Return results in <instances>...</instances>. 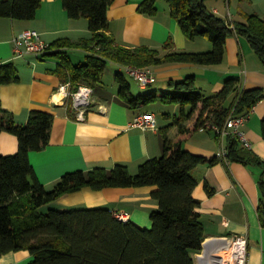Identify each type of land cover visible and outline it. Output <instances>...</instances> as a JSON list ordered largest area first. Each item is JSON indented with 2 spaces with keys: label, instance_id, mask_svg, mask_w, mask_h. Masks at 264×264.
Wrapping results in <instances>:
<instances>
[{
  "label": "trees",
  "instance_id": "obj_1",
  "mask_svg": "<svg viewBox=\"0 0 264 264\" xmlns=\"http://www.w3.org/2000/svg\"><path fill=\"white\" fill-rule=\"evenodd\" d=\"M114 1L62 0L71 19L89 21L91 33L89 39L77 43L57 40L50 45L51 52L45 54L60 60L55 73L64 83H71L73 89L79 85L94 89L102 83L109 62L136 68L178 63L219 65L224 61L228 38L235 35L248 39L264 65V18L256 14H246L245 23L234 25L213 13L206 5L207 0H145L139 6V13L153 17L159 11V3L166 2L171 16L189 40L204 37L213 44L212 50L207 52L174 51L162 56L158 50L144 46L127 48L116 42L110 34L108 20ZM41 5L42 0H0V19L34 20ZM71 49L86 50L85 62L75 64L68 54ZM117 81L120 98L132 108L157 101L180 107L173 123L163 131V156L146 161L136 174L122 164L111 171L97 167L88 172L69 173L52 190L38 180L30 153L42 151L49 145L54 116L35 111L23 125L3 109L0 100V136L6 131L19 141L15 155L3 156L0 150V257L10 252L29 251L34 258L31 264H194L192 255L203 250L206 237L198 212L201 203L195 197L197 181L192 171L208 160L181 146L174 148L168 132L177 127L180 133H185V124L200 105L197 130L207 122L223 126L231 114H247L264 100V90L240 91V80L230 78L219 93L205 98L197 90L194 79L189 78L171 83L174 92L164 93L159 98L155 93L134 96L122 74L117 75ZM17 82L16 66L13 63L1 65L0 83ZM262 130L264 136V119ZM227 148L229 163L264 169V161L235 138H227ZM218 161L216 157L209 163L213 165ZM258 184L261 194L258 214L264 227V177ZM147 186L157 187L152 197L159 204V209L151 214V228L123 222L104 208L41 211L42 207L86 187L101 191Z\"/></svg>",
  "mask_w": 264,
  "mask_h": 264
},
{
  "label": "crops",
  "instance_id": "obj_2",
  "mask_svg": "<svg viewBox=\"0 0 264 264\" xmlns=\"http://www.w3.org/2000/svg\"><path fill=\"white\" fill-rule=\"evenodd\" d=\"M144 1L115 0L109 8L110 34L118 44L127 48L148 47L160 51L162 56L174 51L212 50L213 44L207 38L189 40L185 36L179 23L171 16L166 2L159 3V11L153 17L139 13V6ZM206 5L213 13L234 25L245 23L246 14L264 18V0H207ZM28 30L40 33L49 45L60 39L81 42L89 39L91 33L89 21L86 18L71 19L62 0H42L34 20L0 19V66L13 63L19 76L17 83H0L3 109L23 125L28 123L35 111L54 116L49 145L42 151L30 153V162L45 188L52 190L66 174L88 172L97 167L111 171L122 164L136 174L143 163L163 156V131L180 113L179 106L157 101L148 106L130 107L120 98L117 81V75L124 76L122 70L126 71L127 67L109 62L102 83L94 88L92 107L87 112L86 121H77L72 100L57 94L59 87L65 84L55 73L60 60L49 55L40 59L32 55L16 57L14 38ZM72 52L77 53V61L72 57ZM68 54L75 64H79L85 62L88 52L71 49ZM109 65H113L112 70H109ZM151 69L155 82L141 93H155L159 98L164 93L174 92L171 83L189 78L194 79L197 90L205 98L219 93L230 78L240 80V91L264 90V65L243 36L228 38L225 58L219 65L178 63ZM130 85L131 93L139 96ZM155 104L175 110L163 115L166 123L160 122L156 113L150 111ZM254 108L244 130L252 143L250 150L264 161V100ZM201 110L202 105L185 124V133H180L177 127L168 132L174 148L181 146L185 151L208 160L192 171L197 181L195 197L201 203L198 212L206 237L203 250L192 255L194 264H200V254L205 247H213L214 238L235 236H246L248 239V264H264V227L258 214L261 197L258 182L264 177V169L237 162L227 164L223 160L211 165L209 161L217 157L223 141L210 129L195 128ZM143 113L156 115L158 130L144 131L130 127L135 118ZM0 150L3 156L15 155L19 151L18 138L9 132H2ZM156 189L155 186H147L94 191L86 187L57 199L42 207L41 211L104 208L124 212L134 224L151 228V214L159 209L158 202L152 197ZM33 261L29 251L10 252L0 257V264H31Z\"/></svg>",
  "mask_w": 264,
  "mask_h": 264
},
{
  "label": "built area",
  "instance_id": "obj_3",
  "mask_svg": "<svg viewBox=\"0 0 264 264\" xmlns=\"http://www.w3.org/2000/svg\"><path fill=\"white\" fill-rule=\"evenodd\" d=\"M15 55L23 57L32 55L36 58H42L50 51V45L41 37L40 33L35 30H28L14 38ZM126 72L140 85L141 90L146 91L150 85L155 82V76L151 68L127 67ZM57 94L62 98L71 99L76 119L79 122L86 121L87 112L92 107V98L94 89L88 85H79L73 89L71 83L62 84ZM255 107V106H254ZM252 108L247 114L234 116L231 114L223 126H217L211 122H207L201 130L210 129L219 139H221L222 147L217 153V158L226 163L228 161L227 138L232 137L238 140L244 147L251 149L252 143L247 137L244 130L255 108ZM132 128L141 130H158V120L155 114L143 113L138 115L130 124ZM111 212L119 220L123 222L130 221L128 215L124 212ZM200 264H248L249 247L246 236L222 237L214 238L213 247L204 249L199 256Z\"/></svg>",
  "mask_w": 264,
  "mask_h": 264
},
{
  "label": "rangeland",
  "instance_id": "obj_4",
  "mask_svg": "<svg viewBox=\"0 0 264 264\" xmlns=\"http://www.w3.org/2000/svg\"><path fill=\"white\" fill-rule=\"evenodd\" d=\"M72 57L75 59V61H77L79 59L77 56V53H75V52H72ZM112 67H113V65H109V67H108L109 70H112ZM122 72H123L124 76L128 79V81L132 84L133 92L140 96L142 94L140 85L134 80V78H132L130 75H128L126 71L122 70ZM150 108H151L150 111H153L154 113H156L159 121L163 122V123H166L165 121H167L166 119H164L163 115L166 112H174L175 111L172 107L163 106L161 104H155V105L151 106Z\"/></svg>",
  "mask_w": 264,
  "mask_h": 264
}]
</instances>
